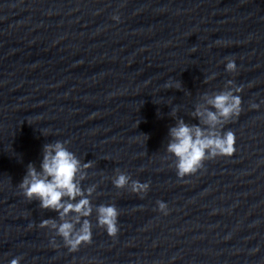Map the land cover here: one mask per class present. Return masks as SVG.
Segmentation results:
<instances>
[{"label":"water","instance_id":"water-1","mask_svg":"<svg viewBox=\"0 0 264 264\" xmlns=\"http://www.w3.org/2000/svg\"><path fill=\"white\" fill-rule=\"evenodd\" d=\"M228 91L240 113L214 131L235 134L233 155L178 176L170 129L209 130L196 113ZM56 142L80 162L86 217L19 187ZM120 174L129 181L116 187ZM107 205L115 237L98 224ZM85 220L92 242L70 252L52 224L78 232ZM14 258L264 264V0H0V264Z\"/></svg>","mask_w":264,"mask_h":264},{"label":"clouds","instance_id":"clouds-1","mask_svg":"<svg viewBox=\"0 0 264 264\" xmlns=\"http://www.w3.org/2000/svg\"><path fill=\"white\" fill-rule=\"evenodd\" d=\"M114 20H119L118 16H113ZM236 63L229 60L225 68L227 71H235ZM241 89H237V92ZM213 111L199 112L196 115L204 118V123L209 130H203L198 126H188L183 121H179L177 126L170 129L172 141L168 144V152L177 157V175L183 177L187 174L195 173L206 157H231L235 151V134L231 131L218 135L214 129L221 119L227 120L230 116H238L240 113L241 99L231 91L223 92L214 96L208 101ZM255 107V105H253ZM90 165H84L88 167ZM79 160L72 152H69L61 142L44 146V155L41 163V172H37L31 165L27 175L21 181L19 187L23 195L31 200L36 198L40 201V207L58 211L61 217L65 214L75 212L79 216H88L91 212L90 201L84 196L79 187L76 175L80 172ZM83 175H81V179ZM129 178L123 174L116 177L114 184L116 187H123ZM138 187L133 184V188ZM147 186H145L146 188ZM91 192V189L88 190ZM82 198L76 202L69 201L75 197ZM67 197L68 200L63 198ZM158 210L167 214V205L158 202ZM98 224L105 228L110 237H115L119 231L117 227V209L112 205L99 206ZM79 218V217H78ZM48 221H42L41 226H47ZM65 242L70 252H75L82 244H90L91 229L90 223L85 220L78 232H74L71 222H63L60 225L52 224ZM9 264H20L19 259L10 260Z\"/></svg>","mask_w":264,"mask_h":264}]
</instances>
